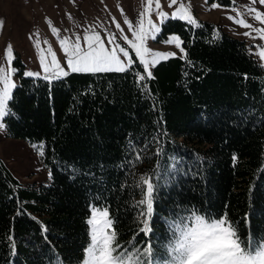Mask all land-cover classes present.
<instances>
[{
	"label": "trees",
	"instance_id": "obj_1",
	"mask_svg": "<svg viewBox=\"0 0 264 264\" xmlns=\"http://www.w3.org/2000/svg\"><path fill=\"white\" fill-rule=\"evenodd\" d=\"M196 21L161 25L162 36L184 41L191 64L181 54L162 59L147 90L135 59L127 72H70L51 83L15 73L5 133L44 145L49 181L22 183L0 159V264H77L91 206L109 210L119 243L150 241L161 254L170 226L193 212H227L241 237L264 239V67L243 39ZM146 174L159 185L149 236L136 206Z\"/></svg>",
	"mask_w": 264,
	"mask_h": 264
},
{
	"label": "snow or ice",
	"instance_id": "obj_2",
	"mask_svg": "<svg viewBox=\"0 0 264 264\" xmlns=\"http://www.w3.org/2000/svg\"><path fill=\"white\" fill-rule=\"evenodd\" d=\"M256 2L257 0H251L252 4ZM153 3L155 4L154 8ZM259 3L264 5V0H259ZM146 4L147 7L140 13L136 25L125 19V24H127L133 40H129L120 24L116 23V28L120 29V39L135 51V56L143 67L144 74L137 72L136 77L138 86L145 90H147V84L143 82L153 78L150 67H155L162 59L176 56V53H161L146 46L147 41L157 40L162 31L160 25H163L166 20L178 19L193 27H200L191 12L186 9L184 0H169L170 8L177 6L170 15L160 10L162 8L160 0H146ZM217 6L216 4L212 5V7ZM121 11L123 10L121 9ZM248 11L255 12L254 19L264 23V18L255 8H249ZM152 12L157 13L158 23L149 18ZM237 15L242 17L243 14L237 13ZM228 18L240 26L252 27L243 18L238 20L231 16ZM145 21H147L146 24ZM2 26L3 21L0 20V27ZM51 31L54 34L57 33L56 28H52ZM254 31L260 32L259 39L264 40V29H254ZM244 35L249 36L250 33L245 32ZM107 36L108 44L112 46L111 50L106 48L98 34L85 35L84 45L86 47H82L81 38L78 35L74 42L62 39L60 45L66 57L64 62L67 64L68 70L61 65L56 54L49 47L46 52L47 56L51 57L50 62L44 55L45 50L42 49L39 53L42 73L27 71L24 75L35 79L42 78L51 83L67 77L70 72L97 74L132 70L135 61L130 56L128 48L122 47L114 34L109 32ZM29 38L32 39L31 36ZM164 43L175 44L181 53L179 58L191 64V61H187V53L182 47L184 41L178 35H171ZM39 44L40 41L37 39L36 47H39ZM117 52L122 53L126 63L117 55ZM252 54L258 55L259 60L264 62V45H260L258 52ZM11 57L12 49L9 45L5 51L8 64L6 67L0 65V85H2L0 87V130L6 127L5 118L12 114L10 102L14 100V89L17 87L12 78L18 70L11 66ZM261 67H264V63H261ZM33 147L37 146L33 145ZM38 147L39 155H44V145L41 144ZM156 155H161L159 149ZM135 159L139 161L141 155L137 153ZM236 159L237 157L233 156L234 163ZM136 187L142 193V198L136 202V206L140 208L138 215L141 217L139 232L149 236L153 232V216L159 185L155 182L154 176L146 174L140 178ZM97 217H102L103 220L97 219ZM188 221L187 224L181 222L182 226L178 230L174 225L170 226L172 239L169 240L164 253L161 254L155 250V246L150 241L145 242L142 247L132 241H129L128 245H122L118 242V233L109 210L93 209L88 221L90 244L85 249L83 264H264V241L256 242L252 237L247 239L241 237L238 227L230 221L227 212L218 218L206 217L193 212L188 217ZM133 240H135V236Z\"/></svg>",
	"mask_w": 264,
	"mask_h": 264
},
{
	"label": "rangeland",
	"instance_id": "obj_3",
	"mask_svg": "<svg viewBox=\"0 0 264 264\" xmlns=\"http://www.w3.org/2000/svg\"><path fill=\"white\" fill-rule=\"evenodd\" d=\"M160 3L162 5L160 10L169 15L177 7L170 8L169 0H160ZM184 4L195 20H210L220 25L232 36L243 39L247 51L259 64L264 63L259 60L258 55L252 54L258 52L260 45H264V40L259 39L261 33L254 31V29H264V23L254 19L255 12L248 11L249 8H255L264 18V5L260 4L259 0L255 4H252L251 0H207V3L205 0H184ZM213 4L218 6L212 7ZM145 7H147L146 0H0V20L3 21V26L0 27V65L7 66L8 60L5 58V51L11 45L12 67L19 70L23 76L27 71L42 73L39 53L42 49L45 50L44 55L50 62L51 57L47 56L46 49L51 47L58 61L68 70V66L64 62L66 57L60 45L62 39L74 42L78 35L81 38L82 47H86L84 45L85 35L98 34L106 48L111 50L112 46L108 44L107 36L109 32L117 37V42L122 47L128 48L133 60L139 62L135 51L120 39L121 33L120 29L116 28V23L120 24L129 40H133L128 26L125 24V19L136 25L139 15ZM237 13L243 14L242 17ZM229 16L236 20L243 18L252 27L240 26L234 20L229 19ZM149 18L158 23L156 12H152ZM146 23L147 21H145ZM52 28L57 29L56 34L51 31ZM245 32L250 35H244ZM171 35L177 34L174 32H169L165 36L159 34L157 40L147 41L146 46L161 53L181 54L175 44L164 43ZM30 36L32 39L29 38ZM37 39L40 41L39 47H36ZM117 55L125 63L127 62L122 53L117 52ZM12 79L16 83V75ZM0 159L22 183L46 184L49 181V172L40 159L38 148H34L33 144L23 139L7 136L5 129L0 130ZM93 209L104 210L105 208L96 206L89 208L86 217L88 242L84 248L83 257L77 264H83L85 249L90 244L88 221ZM97 219L103 220L102 217H97ZM188 222L186 220L183 224ZM181 226L182 223L175 227L178 230ZM52 264L61 263L55 260Z\"/></svg>",
	"mask_w": 264,
	"mask_h": 264
}]
</instances>
